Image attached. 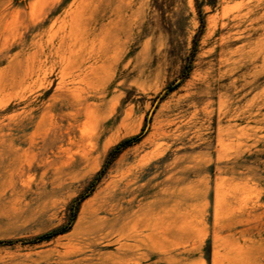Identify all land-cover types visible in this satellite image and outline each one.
Masks as SVG:
<instances>
[{"label":"rangeland","instance_id":"rangeland-1","mask_svg":"<svg viewBox=\"0 0 264 264\" xmlns=\"http://www.w3.org/2000/svg\"><path fill=\"white\" fill-rule=\"evenodd\" d=\"M0 264H264V0H0Z\"/></svg>","mask_w":264,"mask_h":264},{"label":"bare ground","instance_id":"bare-ground-1","mask_svg":"<svg viewBox=\"0 0 264 264\" xmlns=\"http://www.w3.org/2000/svg\"><path fill=\"white\" fill-rule=\"evenodd\" d=\"M117 23H118V25L114 26L112 28L113 30L117 31L118 29L124 28L123 26L126 25L125 22H124V19H122V18H120L117 21ZM122 34H124V33H122ZM100 48H101V56L97 58L96 62L90 63L84 70H81L82 69V66H81L82 65V60H81L82 58L78 59V65H77V70L78 71H77V75L76 76H77V80L79 82H84L88 86H91V84H92L90 82L91 78H93L94 76H97V75L103 76V74L105 73V68L107 67V62H108L109 55H110V50H111L110 39H106V38L103 39L100 42ZM81 51L82 50L80 49V52ZM118 52H119V49H118ZM75 89L78 92H81V90H79L77 87ZM136 181H137V179H136ZM131 184L132 183H127V184H125V185H123V186H121V187H119L117 189L109 191L108 193L105 194V198L116 199V198H119L120 196H126L127 194L129 195L130 192H132V189L130 188Z\"/></svg>","mask_w":264,"mask_h":264}]
</instances>
